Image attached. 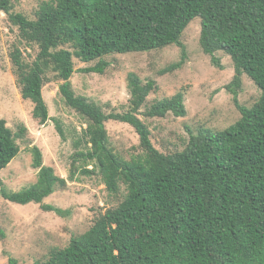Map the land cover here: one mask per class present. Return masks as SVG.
Here are the masks:
<instances>
[{"label":"trees","instance_id":"obj_1","mask_svg":"<svg viewBox=\"0 0 264 264\" xmlns=\"http://www.w3.org/2000/svg\"><path fill=\"white\" fill-rule=\"evenodd\" d=\"M0 11L9 15L27 45L39 48L32 63L18 48L12 53L22 98L33 104V119L41 126L51 119L43 90L54 79L63 82L66 105L86 121L78 143L83 141L84 149L72 156L70 180L77 173L99 176L109 195L126 190L117 207L99 215L87 232L35 264H264V0H49L35 20L13 13L11 0H0ZM197 18L202 22L200 46L212 63L222 67L216 57L220 52L234 63L235 76L226 89L241 119L228 129L201 128L182 151L165 154L140 116L185 117L184 90L149 105L157 82L130 73L129 110L110 114L76 95L71 83L76 63L99 61L81 71L103 74L106 56L177 45L183 60L167 72L182 68V37ZM244 74L262 92L251 107L238 101ZM110 121L135 129L141 154L126 160L113 150L106 127ZM54 122L65 139L61 121ZM27 133L25 126L15 133L0 120V171L19 155L18 140ZM31 151L33 167L39 169L36 184L12 193L0 179V196L61 215L43 202L66 180L43 165L38 147Z\"/></svg>","mask_w":264,"mask_h":264},{"label":"rangeland","instance_id":"obj_2","mask_svg":"<svg viewBox=\"0 0 264 264\" xmlns=\"http://www.w3.org/2000/svg\"><path fill=\"white\" fill-rule=\"evenodd\" d=\"M46 1L49 0H11L12 12L35 20L41 4ZM201 29V19L197 18L185 30L182 42L186 54L180 69L167 72L183 60L182 50L177 45L144 53L113 54L103 59L107 63L103 74L81 71L95 68L99 61L76 63V72L71 79L73 89L76 95L100 105L106 114L129 110L127 83L130 73H136L144 82H157L158 90L149 96V105L184 90L185 117L172 114L165 118L140 116L149 125L153 143L160 152L182 151L191 134L197 135L201 128L222 131L241 119L234 95L226 89L235 76L234 63L223 52L216 54L222 67L212 63L200 46ZM16 48L21 50L28 63L39 54V48L27 45L9 15L0 11V120H5L15 133L21 126L28 128L26 138L18 140L19 155L0 171V179L12 193L36 184L39 169L33 167L31 151L36 146L43 154V165L53 168L57 176L66 180L65 187L57 188L43 202L45 206L63 211L61 215L39 204L19 205L0 196V264H35L48 260L52 249L65 248L73 237L87 232L99 215L117 207L126 190L122 187L118 196L109 195L99 176L77 173L74 180H70L72 156L77 150L84 149L83 141L78 143L87 127L86 121L66 105L60 93L63 82L54 79L47 81L43 90L51 119L45 126L33 119V104L22 98L12 61ZM242 79L238 101L251 107L262 92L248 75L244 74ZM54 119L61 121L65 139L58 133ZM106 127L111 147L117 154L126 160L141 154L140 138L132 126L110 121Z\"/></svg>","mask_w":264,"mask_h":264}]
</instances>
